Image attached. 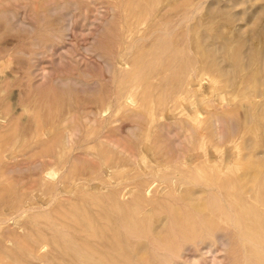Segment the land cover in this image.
<instances>
[{
  "label": "rangeland",
  "instance_id": "1",
  "mask_svg": "<svg viewBox=\"0 0 264 264\" xmlns=\"http://www.w3.org/2000/svg\"><path fill=\"white\" fill-rule=\"evenodd\" d=\"M263 68L264 0H0V264H76L117 231L136 264H255L217 206L264 147ZM197 203L220 232L156 246Z\"/></svg>",
  "mask_w": 264,
  "mask_h": 264
},
{
  "label": "bare ground",
  "instance_id": "2",
  "mask_svg": "<svg viewBox=\"0 0 264 264\" xmlns=\"http://www.w3.org/2000/svg\"><path fill=\"white\" fill-rule=\"evenodd\" d=\"M150 12L152 13L153 9ZM60 39H61V37H60ZM252 71H253V69H252ZM250 74H248V76H250ZM206 77H208V74ZM215 81H216V79H215ZM247 87H248V85H246V88ZM123 90H122V92H123ZM147 91L149 92L148 89H147ZM259 91H261V90L259 89ZM145 93H146V91H145ZM259 93L260 92H258V95H259ZM146 95H147V93H146ZM143 97H145V95ZM181 97H183V96L181 95ZM259 97H261V95ZM178 99H180V96L178 97ZM114 102H115V100H114ZM118 103H121V102L119 101ZM126 105H128V103ZM136 106H139V104ZM236 109L238 110L239 108L237 107ZM236 109L233 111H236ZM262 109L264 110V104H263V108H261L260 111ZM178 110H179V108H178ZM227 110H229V109H227ZM231 112H232V110H230V113ZM179 114H180V112H179ZM90 115H92V114H90ZM234 115H235V117L237 116L236 114H234ZM249 115H250V111H249ZM261 115L263 116V114H261ZM132 116H134V115H132ZM198 116H200V115H198ZM71 117H73V115ZM152 117L153 116H151V118ZM136 118H137V116H136ZM221 118H219V119H221ZM249 118H251V117L249 116ZM234 119L235 118L234 117L231 118V116H229L226 119L228 124H229L228 142L230 144H234L236 142V140H238V139H235V134H234L235 131L233 129L236 126V124L232 125V122L234 123ZM213 120H214V118H213ZM249 120H251V119H249ZM236 121H237V119H236ZM94 122L95 121H93V123ZM232 126H234V127H232ZM190 128H192V127H190ZM73 129L75 130V127ZM73 129H72V131H73ZM66 132H67V130H66ZM248 132H249V129L244 128V126H243L242 133H241L242 136H244L245 134H248ZM107 134H109V133H107ZM192 134H194V133H192ZM153 136H154V134H153ZM74 137H76V136H74ZM66 138H67V136H66ZM81 139H80V141H81ZM69 141L70 140H68V143H69ZM93 141H94V139H93ZM8 143H9V141H8ZM66 143H67V141H66ZM248 143H249V141H248ZM84 144H86V143H84ZM239 145H238V147H239ZM252 147L253 148L249 152H245V149L241 150V148L238 151L239 156H241V157L239 158V160L235 166L236 170L235 171H229L225 175V208L222 209L218 206H217V208H219L220 211L225 214V217L227 218V221H228L230 227L232 228L234 235L238 236L242 242H246L248 244V251L251 253V255H253L252 256L253 262L255 264H264V147H259V145L257 146V144H255ZM127 152H129V151H127ZM260 155L262 157H260ZM233 159L235 160V158H233ZM230 161H232V160H230ZM175 162H177V161H175ZM181 163L182 162H180V164ZM183 164H185V163H183ZM230 167H232V166H230ZM227 169L229 170V168H227ZM230 169H232V168H230ZM64 172H65V170H64ZM148 176L146 175V178ZM148 189L149 188H147V189L145 188L143 191H141L143 194L140 193V194H138V196L135 197L134 202H136V204H139V201H142L143 197H145L147 200L150 199L151 201H154V203L156 201H158V200H156V199H158L157 198V191H153V190L148 191ZM56 193H54V194H56ZM208 195H210V194H208ZM114 197H115V195H112V194L110 196L108 195V199H110V200H113ZM186 197H187V195H186ZM197 199H200V198H197ZM52 201H53V199H52ZM166 201H168V202L177 201V198L174 197L172 193H168V196L165 199V202ZM161 202H159L158 205H160ZM150 204H153V202ZM18 205H20V204H18ZM191 206H185V207H183V209H181L180 212L178 211V212H176L170 216L171 221L169 219V223H170L169 228L171 230H170V232L165 233V236L164 235L161 236V238L153 237V239H155L154 242L156 243V246L164 248V249H172L175 251L177 249V247L172 244V240L170 238L171 234L173 236L182 237L184 239V241H194V243H196L195 241H197L198 239H201V241H202V239L203 240L206 239L205 236L210 235L211 233L214 234L215 232H218V231L220 232V230L222 229V224L220 222H218L216 219V215L219 216L221 214L220 211H215V208H211V207H209V205H207L205 203H197L195 205L194 209L191 208ZM148 207H150V206H148ZM148 207L144 206L143 209H147ZM184 209H188V212H187V210H184ZM189 209H193V210H189ZM20 210L24 211L25 209L23 210V208H22ZM178 210H180V209H178ZM83 219L86 221L85 222L86 223L85 230H88L89 228L90 229L93 228L91 225L95 224V222L91 223L89 218L86 216H83ZM2 221H3V219H2ZM119 223H124V217L120 218ZM110 228L112 230L114 229L112 225L110 226ZM130 233H133L139 237L137 230H128L126 232L127 235H129ZM120 234L121 233L119 231L114 232L112 234H105L103 232L101 234H97V232H96L93 235L94 236V242L93 243H91V244H89L88 242L84 243L82 245L83 248H80L79 252H78V249L75 250V253H77V255H75V257L77 258L76 264H136L135 262L130 260L132 258L131 256H129L127 253L123 252L125 244L118 243L116 241V240H118V238H120ZM153 239H151V240H153ZM180 244L181 243H179V245ZM221 244H223V242ZM99 248H102V250H98ZM143 250H141V251H143ZM37 253H38V251H37ZM136 257H138V256H136ZM137 264H148V263L145 260V258H141L137 262Z\"/></svg>",
  "mask_w": 264,
  "mask_h": 264
}]
</instances>
